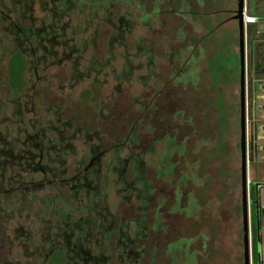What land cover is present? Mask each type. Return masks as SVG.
I'll use <instances>...</instances> for the list:
<instances>
[{
    "label": "rangeland",
    "instance_id": "1",
    "mask_svg": "<svg viewBox=\"0 0 264 264\" xmlns=\"http://www.w3.org/2000/svg\"><path fill=\"white\" fill-rule=\"evenodd\" d=\"M41 1L46 0H37L34 10H27L25 14L33 13V18L20 20L21 26L32 24L33 28L42 26L50 31V25L54 24L53 29L64 27L66 32L55 38L53 53L41 49L33 55L32 47L39 42L51 44L34 35L25 40L24 56L30 68L24 71L28 87L21 92L13 90L9 79L12 57L9 45L14 37L9 35L6 39L7 32H0V131L8 126L13 128V121L15 125L23 120L31 125L36 120L38 127H46L48 120L55 127L68 123V133L62 135L70 137L73 147L64 157L72 174L93 146L102 144L103 149L124 143L133 123L136 141L129 144L132 149L123 150L122 157L127 154L144 157L156 191L144 213L138 196L140 181L135 183L136 189L127 190L114 183L117 177L113 172L108 174L109 181H105L110 151L102 162L101 196L91 193L79 200L71 191H65L60 193L59 201L55 192L43 190L28 199L35 205L34 213L30 202L21 213H13L9 227L15 244L3 246L7 261L41 264L42 261L34 262L24 255V247L13 240L14 228L20 223L25 228H35L37 224L31 226L32 221L42 222V217L45 222H55L63 216L60 206H67L72 221L84 211L94 223L102 221L107 228L113 222L117 231L122 227L135 240L126 252L144 249L145 258L120 257L124 246L116 245L118 232L112 246L97 248L112 253L107 264H244L239 179L240 37L226 28L225 22L237 9L233 1L108 0L111 4L98 10L81 0H74L68 7L62 6L65 0H56V6L52 0L47 4ZM5 6L8 13L11 2L6 0ZM21 10L24 12V8ZM120 18L130 21L121 36L115 27ZM20 37L22 40V34ZM57 41H67L75 49L70 52ZM43 56L45 59L38 65L37 59ZM34 66L38 67L37 74ZM154 89L161 93L157 98H151L156 93ZM20 93L27 96L18 99ZM150 102L152 109L157 108L156 115L146 123L141 112ZM4 117L9 118L5 123ZM175 126H181L177 133ZM78 129L81 130L77 138L72 137ZM49 134L55 140L60 137L56 130ZM175 135L181 151L167 147V139ZM149 148L153 151H148ZM169 165H175V174L165 181L154 182L157 172L167 170ZM132 169L131 166L128 180L132 179ZM248 179H251L249 168ZM180 198V207L175 210L176 199ZM190 200L196 203L194 209L187 207ZM48 202H56L51 205L53 214L43 211L47 210ZM90 203H96L97 214H89L86 206ZM77 207L82 211H77ZM143 215L147 217L148 236L136 237V225L144 220ZM3 219L0 215V222ZM156 219L163 223L158 228L154 226ZM252 224L251 220V264H259L254 258ZM35 238L39 239L37 233ZM180 240L183 250L175 258L168 247L170 242Z\"/></svg>",
    "mask_w": 264,
    "mask_h": 264
},
{
    "label": "flooded vegetation",
    "instance_id": "2",
    "mask_svg": "<svg viewBox=\"0 0 264 264\" xmlns=\"http://www.w3.org/2000/svg\"><path fill=\"white\" fill-rule=\"evenodd\" d=\"M11 2V10L7 13L5 9L6 0H0V32L4 34V38L8 36H13L14 39L11 41L9 47H11L10 52L12 54L9 69L13 66L12 60L16 53L20 52L25 58L26 48L25 40L30 36H36L41 40H47L48 44L51 46L42 45V42H39L36 47H32V54H36L37 50H43L45 53H49V50L53 53V44H55V38L62 37L66 32L64 30L53 29L54 24H51V30L47 31L43 27L33 28L32 24L28 27H22L20 20H23L27 17L33 18L32 14H25L27 10H34V6L37 0H9ZM45 1V0H44ZM48 0L45 2L41 1L42 4H47ZM56 0H52L54 3ZM67 0L63 3V7ZM55 4V3H54ZM71 4H68L70 6ZM56 6V4H55ZM67 6V7H68ZM24 8V12L21 10ZM236 9L233 10L235 14ZM16 15L17 18L14 16ZM62 16V15H61ZM35 21L34 19H32ZM123 27V25L121 26ZM2 29V31H1ZM45 35H43L44 33ZM22 34V40L20 37ZM6 35V36H5ZM1 38V37H0ZM24 38V39H23ZM56 43H63L65 49H69L70 52H73L75 46L68 45L67 41H57ZM65 56H67L65 54ZM151 58V57H150ZM45 57H40L37 59V64H42ZM25 72L29 70V62H26L25 58ZM35 67V66H34ZM36 74L38 73V67H35ZM9 79L13 90L16 92H21L28 87V84L25 80L24 72L21 75V84L18 87L14 86L15 79L12 78L11 72H9ZM177 80V77H176ZM156 90L155 94L151 95V98H157L161 95L160 91ZM22 96H27V94H22L18 96L20 99ZM4 105L6 103H3ZM8 104V103H7ZM19 105V104H18ZM157 106V105H156ZM157 109V108H156ZM156 109H152L151 102L148 103L144 109H142V116L145 117V122L149 123L151 118L156 115ZM176 115H174V119ZM8 117H4L2 122L8 121ZM12 122V121H10ZM37 121L31 125L25 124V121H20L16 124V121H13L14 127L11 128L8 126L5 131H0V215L3 216V222H0V227L4 225L3 231H0V264H23L21 261L13 259L12 261H7L6 255L3 252V246L14 245L12 241V234L10 233V221L13 219V213H21L24 208H27L26 203L30 202L31 211L34 213L35 205L33 202L28 200L33 196L34 193L43 190H50L52 193L55 192V198L61 199L60 193L62 192H72V196L77 199H83L84 195H91L94 193V196H101L100 193V175L103 170V161L110 153V157L107 164V172L105 175V181L108 180V174L113 172L117 179L114 181L115 184L123 185V189L127 190L129 187L136 189L135 183L141 182V187L139 190V197L142 200V210L147 212L149 210V199L156 191L155 183L151 184V178L147 172V167L144 157H139L137 155L127 154L125 157H122V152L125 149H132L128 147L129 144L136 141V125L132 123L130 134L123 139L124 143H117L111 148L104 147L102 149V144L95 145L90 149L89 156L87 158H82L78 163L79 166L71 174L70 170L66 167V161L64 159L65 155L68 153L69 149H73L70 143V137L66 138L62 134L68 133V123L59 124V126H53V121L48 120L46 127H38ZM11 125V124H10ZM181 127V126H180ZM179 126H175V132L179 131ZM156 126L153 127L155 131ZM56 130L60 137H57L56 140L54 137L49 134ZM81 129H78L72 137L77 138V135L80 133ZM98 134V132H96ZM149 134V133H148ZM90 136V135H89ZM88 136V138H89ZM121 141V140H120ZM178 136L171 139H167V147L174 148L178 151H181V146L178 143ZM249 144H253V139L250 137ZM148 151H153V148H149ZM149 153V152H148ZM147 154V152H145ZM249 165V163H248ZM132 169V179L128 180L129 177V168ZM175 166V165H174ZM174 166H168L169 173L166 170H159L157 172L156 181L160 182L169 179L171 174H175ZM242 171V168H241ZM240 182L242 187V178L240 174ZM260 183H255L251 179L249 180L248 191H249V204L251 202L252 207L250 209V225L251 220L253 222V215L255 212L256 216V225L257 221L261 220L260 212V196L259 188ZM251 186V190L249 187ZM177 196H180L177 193ZM259 202V213L257 212L256 201ZM181 198L176 199L175 210L180 207ZM29 204V203H28ZM56 205L55 203L48 202L46 203V209L43 210L45 213L53 214L51 205ZM87 204L86 208L89 211V214L95 212L98 213L96 208V203ZM196 203L191 200L188 202L187 207L195 208ZM48 207H51L49 209ZM59 208V207H58ZM62 211V218L57 219L53 222L51 220L35 223L32 221L31 226L35 228H25V226L20 223L14 228L13 231V240L18 241L20 246L24 247V255L29 257L32 261L38 262L42 261L44 264L47 261H50V264H107L112 260V253H104L98 251V247H109L112 246L113 240L115 239L116 233L119 232V236L116 239L117 246H124V249L120 252V257L128 255V257L134 258L140 257L145 258L144 249L134 252L133 250L126 252V249L129 245H132L135 240L130 239L128 232L124 231L122 227L117 229L114 228L113 222L106 228L105 225L101 222L94 223L87 216L85 212L81 210V207H77V211H82L76 221H72L70 218V212L67 209V206H60ZM58 210V209H57ZM56 210V211H57ZM158 216L161 215L160 211L157 213ZM142 222L137 223L136 225V237L140 234L142 236H148L145 231L148 228L147 217L143 215ZM154 226L158 228L162 225V222L155 220ZM97 226V227H95ZM261 226V224H260ZM129 227V225H128ZM165 228V226H163ZM258 230V225H257ZM39 236L35 238V235ZM103 234H105L103 236ZM103 237H99V236ZM103 238V239H102ZM183 240L177 242H170L169 244V253L171 250V245L174 244L173 254L178 255L181 252V247ZM99 248V249H100ZM110 250V249H109ZM4 253H2V252ZM41 263V264H42ZM28 264V263H26Z\"/></svg>",
    "mask_w": 264,
    "mask_h": 264
},
{
    "label": "crops",
    "instance_id": "3",
    "mask_svg": "<svg viewBox=\"0 0 264 264\" xmlns=\"http://www.w3.org/2000/svg\"><path fill=\"white\" fill-rule=\"evenodd\" d=\"M237 8L238 0H232ZM248 2V15L256 16V22H245L246 55H247V85H248V129L249 162L251 180L260 183L259 196L261 208L264 207V0H246ZM234 10V9H233ZM233 13L225 20L226 28L235 36H239L238 21L233 20ZM239 49V46H237ZM236 92V90H235ZM239 93V88L237 90ZM260 245L259 257L264 263V216L260 217Z\"/></svg>",
    "mask_w": 264,
    "mask_h": 264
},
{
    "label": "water",
    "instance_id": "4",
    "mask_svg": "<svg viewBox=\"0 0 264 264\" xmlns=\"http://www.w3.org/2000/svg\"><path fill=\"white\" fill-rule=\"evenodd\" d=\"M248 2L238 0L237 9L233 15V20L238 21L240 37V55H241V76H240V97H241V153H242V213H243V246H244V264H251V227H250V204H249V179L248 163L249 158V129H248V85H247V55H246V36H245V12L248 11ZM259 188V185H257ZM257 212L259 213V202L256 201ZM260 220L257 221L258 229ZM260 245V237H258ZM259 264L261 262L259 261Z\"/></svg>",
    "mask_w": 264,
    "mask_h": 264
},
{
    "label": "trees",
    "instance_id": "5",
    "mask_svg": "<svg viewBox=\"0 0 264 264\" xmlns=\"http://www.w3.org/2000/svg\"><path fill=\"white\" fill-rule=\"evenodd\" d=\"M73 1L74 0H67L66 1L67 4L65 5V7H67L68 4H71ZM81 1L82 2L83 1L88 2L92 6L93 10L104 9L105 7H108V3H110L108 0H99V1L98 0H81ZM99 3H100V6H98ZM141 7H144V6L141 5ZM156 10H157V7H156ZM122 25H123L124 28L121 27ZM129 25H130V21L129 20H125L123 18H120L119 19L118 24H115V27L118 29L117 31L120 34V36L123 33V31L126 30V28ZM116 38H118V36ZM12 63H13V66L11 67L10 72L12 74V78L14 77V79H15L14 80L15 81L14 86L15 87H18L21 84V75L25 71L24 70L25 69V65H24L25 58L22 56V54L20 52H18L13 57ZM167 158L168 157L165 158L166 161H168ZM166 172L169 173V169H167ZM260 215L264 216V207L261 208ZM252 223H253L252 225L254 226L253 227L254 228L253 229V231H254V233H253V236H254V245H253V248H254V251H255L254 258H255L256 263H257V261H260V259H259V243H258L259 233H258V230L256 228V216H255V212H254V215H253V222ZM171 246L172 247H171L170 253H173L174 248H178L179 247V245H178V247H175L174 244H172ZM182 248L183 247H181V250H183ZM174 257L177 258V255H175ZM260 262H261V264H264L262 261H260Z\"/></svg>",
    "mask_w": 264,
    "mask_h": 264
},
{
    "label": "built area",
    "instance_id": "6",
    "mask_svg": "<svg viewBox=\"0 0 264 264\" xmlns=\"http://www.w3.org/2000/svg\"><path fill=\"white\" fill-rule=\"evenodd\" d=\"M257 19L256 16L248 15L247 12H245V22H256Z\"/></svg>",
    "mask_w": 264,
    "mask_h": 264
}]
</instances>
